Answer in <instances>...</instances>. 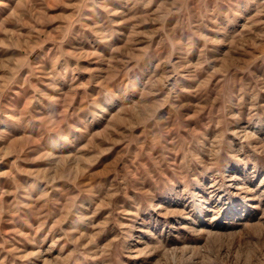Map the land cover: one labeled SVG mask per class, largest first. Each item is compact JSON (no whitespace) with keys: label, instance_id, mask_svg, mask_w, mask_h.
Here are the masks:
<instances>
[{"label":"rangeland","instance_id":"1","mask_svg":"<svg viewBox=\"0 0 264 264\" xmlns=\"http://www.w3.org/2000/svg\"><path fill=\"white\" fill-rule=\"evenodd\" d=\"M0 264H264V0H0Z\"/></svg>","mask_w":264,"mask_h":264}]
</instances>
